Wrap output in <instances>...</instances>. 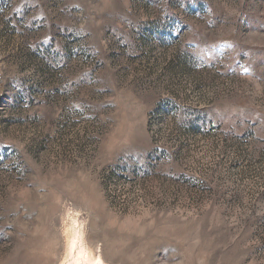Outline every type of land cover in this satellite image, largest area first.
<instances>
[{
    "label": "rangeland",
    "instance_id": "374dc122",
    "mask_svg": "<svg viewBox=\"0 0 264 264\" xmlns=\"http://www.w3.org/2000/svg\"><path fill=\"white\" fill-rule=\"evenodd\" d=\"M74 221L103 264H264V0H0V264H72Z\"/></svg>",
    "mask_w": 264,
    "mask_h": 264
},
{
    "label": "bare ground",
    "instance_id": "6f19581e",
    "mask_svg": "<svg viewBox=\"0 0 264 264\" xmlns=\"http://www.w3.org/2000/svg\"><path fill=\"white\" fill-rule=\"evenodd\" d=\"M76 222L74 221L73 224H67L64 227V234H65V255L64 260L69 258L72 259V264H103L101 256L94 254L85 242L84 245H80V243L76 244L77 233L74 229V225ZM77 245L79 248H77Z\"/></svg>",
    "mask_w": 264,
    "mask_h": 264
}]
</instances>
